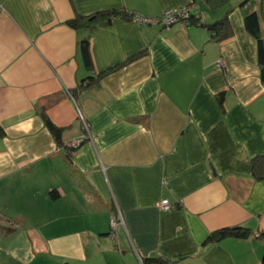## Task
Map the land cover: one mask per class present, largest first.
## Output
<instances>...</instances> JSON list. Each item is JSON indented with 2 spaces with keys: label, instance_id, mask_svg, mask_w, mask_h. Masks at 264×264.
Wrapping results in <instances>:
<instances>
[{
  "label": "crops",
  "instance_id": "1",
  "mask_svg": "<svg viewBox=\"0 0 264 264\" xmlns=\"http://www.w3.org/2000/svg\"><path fill=\"white\" fill-rule=\"evenodd\" d=\"M242 1L0 0V264H264V179L251 166L264 155V81ZM189 5L228 26L212 37L194 21L67 23ZM244 8L264 37V0ZM232 227L248 234L206 242Z\"/></svg>",
  "mask_w": 264,
  "mask_h": 264
},
{
  "label": "trees",
  "instance_id": "2",
  "mask_svg": "<svg viewBox=\"0 0 264 264\" xmlns=\"http://www.w3.org/2000/svg\"><path fill=\"white\" fill-rule=\"evenodd\" d=\"M229 0H203L204 4L208 8H217L220 7L226 3H228ZM253 0H243L239 6L243 9V23L245 29L256 39L257 42V49H258V61L260 66V75L262 81H264V37H262L260 32V23H259V15L256 11L245 9L244 7L250 3H252ZM134 12H128L121 9H111V10H102L93 12L88 15H78L73 19H70L67 23L71 27L78 29V28H86L90 31L95 30L99 25L109 23L113 17L116 16H122L132 19V16H134ZM203 16L200 17H192V14L190 15V21H194L202 26H206L211 34L212 37H217V31L220 29H226L228 26V17L227 15L216 20L215 22L211 24H206L203 22ZM223 31V30H222ZM226 33L221 34L223 37ZM80 52L83 55L84 62L86 65L91 64V56L89 52V38H85L83 40H80ZM119 64H116L114 67H111L110 69H115L118 67ZM106 70V71H107ZM104 71V72H106ZM102 72V74L104 73ZM93 78L89 79V82H91ZM41 116L50 131V133L53 135L54 139L58 143V145H61V129L56 127L48 118V116L45 113V110L41 111ZM1 132V129H0ZM80 146V145H79ZM72 149H75L71 146H69ZM252 166V173L260 179H264V155H258L255 156L251 161ZM248 234V230L243 227H232V228H223L220 230H216L212 232L206 239V242L209 241H215L219 240L225 236H235V237H244ZM60 264H67V263H60ZM144 264H169V261L166 258H146L144 260Z\"/></svg>",
  "mask_w": 264,
  "mask_h": 264
},
{
  "label": "built area",
  "instance_id": "3",
  "mask_svg": "<svg viewBox=\"0 0 264 264\" xmlns=\"http://www.w3.org/2000/svg\"><path fill=\"white\" fill-rule=\"evenodd\" d=\"M191 9V5L177 9H167L160 16L152 18L145 17L136 13L134 14V16H132V19L137 22H144L151 25H161L165 28L173 24H180L182 26H186L190 21ZM84 125L86 126L85 123ZM83 140L84 137H79L71 140L68 144L73 148H77L83 142ZM157 205L161 210H170L175 207V205L170 203L166 198L161 199ZM112 223L115 226L116 222L114 221V219H112Z\"/></svg>",
  "mask_w": 264,
  "mask_h": 264
}]
</instances>
